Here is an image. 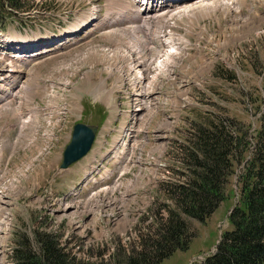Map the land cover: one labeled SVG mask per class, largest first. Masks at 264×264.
<instances>
[{"label": "rangeland", "instance_id": "rangeland-1", "mask_svg": "<svg viewBox=\"0 0 264 264\" xmlns=\"http://www.w3.org/2000/svg\"><path fill=\"white\" fill-rule=\"evenodd\" d=\"M108 2L112 0H22L17 15H0V74L11 62L3 55L16 54L8 49L11 41L24 42L29 56H35L16 64L31 69V82L39 86L30 93L35 94L31 103L22 107L16 103L20 93L7 96L10 110L0 115V264H12L19 234L33 237L35 231L55 235L77 260L108 261L153 224L161 205H171L159 185L171 179L166 169L174 165V145L184 140L194 121L216 113L258 126L255 115L264 95V0H241L239 13L217 8L192 22L165 18L188 44L171 56L168 72L157 75L156 100L142 111L144 132L136 148L114 151L129 110L132 114L137 90L132 83L138 78L126 60L114 65L102 57V50L114 48L106 32L120 11ZM126 14L129 20L117 22V29L140 25L141 16ZM162 20L155 25L163 26L167 21ZM34 107L42 113L37 115ZM19 115L34 118L21 135ZM50 120L56 126H46ZM77 123L97 125L98 133L90 152L60 172ZM236 174L226 188L229 198L205 223L181 215L195 237L186 251L160 264H198L214 252L221 234L231 229L227 217L238 200Z\"/></svg>", "mask_w": 264, "mask_h": 264}, {"label": "trees", "instance_id": "trees-1", "mask_svg": "<svg viewBox=\"0 0 264 264\" xmlns=\"http://www.w3.org/2000/svg\"><path fill=\"white\" fill-rule=\"evenodd\" d=\"M21 1L0 0V15L3 11L17 15ZM255 116L256 128L216 113L194 121L184 140L174 145L172 180L159 185L171 205H161L153 224L108 261L77 260L55 235L35 231L33 237L19 234L14 239L12 264H160L175 252L186 251L195 237L181 215L205 223L229 198L226 188L236 173L238 200L227 217L231 229L198 264H264V95Z\"/></svg>", "mask_w": 264, "mask_h": 264}, {"label": "bare ground", "instance_id": "bare-ground-1", "mask_svg": "<svg viewBox=\"0 0 264 264\" xmlns=\"http://www.w3.org/2000/svg\"><path fill=\"white\" fill-rule=\"evenodd\" d=\"M240 1L241 0H188L189 3L187 4H183L174 7L172 9H166V10L162 9L152 16L139 18L140 25H135V24L130 25L129 23L130 25L128 26L129 28H122V29H117L116 23L124 20H129V17L127 16L126 13L131 7L129 6L130 4L125 0H112V2H108L111 6L114 7L116 6L117 8H119L120 11L119 12L117 11L118 13L112 16L114 18L112 19L113 22L112 30L106 32L107 37L108 39H110L111 43L113 41L112 45L114 46V48H111V50L110 49L102 50V57H104L106 61L112 60V63L114 65H116L118 61L121 62L122 60H126L128 63H130V68H129L130 72L136 75L138 78L135 81L133 80L134 82L132 83V87L137 88V90L133 91L134 100L130 107L132 110V114L130 113L129 110L127 114V120L124 124V128H125L124 134L117 143L118 149L131 151L136 148L135 145V143H137L136 140L138 139L139 134H142L144 132L143 118H145V115L142 114V111L146 110L149 106L153 105L154 104L153 102H155L156 100L155 80L156 78H159L157 75H162V74L164 75V73L168 72L170 63L173 60L172 58L178 56L179 52H182V50L188 44L186 39L184 37H181L177 33V30L175 28H177L178 26H175L173 23L169 22L165 18L171 20V19L186 17L192 22L193 19L197 20L198 17H204L209 15L211 10H216L217 8L222 9L225 12V14L234 13V12L239 13L241 12L242 9ZM93 12L94 11L89 12V15H91ZM151 12L152 11L150 10L149 11L146 10L145 14H149ZM163 18L167 22H164L163 26L160 27L156 26L155 24L158 25L163 24V20H162ZM88 20H91V18L90 17L87 18L82 22V24L86 23ZM173 25L175 28L173 27ZM154 27H157L159 31L153 32V34L149 33V31H151L150 29L151 28L154 29ZM164 29L165 31L167 30V33H164ZM162 37L164 38L163 40L161 39ZM15 45L19 46V48L13 47V50H15L17 54H15L12 57L10 55H9L10 57L7 55L3 57L5 59L7 58L11 59V62L9 63L8 66L9 69L3 71L1 70L2 72L0 74L1 75L0 115H2L3 113L5 114L10 110L9 107L11 102L7 101L6 98L7 96L12 97L11 99H13L17 94L20 93L21 97L17 96V98L20 101L16 103L18 105L17 107H19L20 105L22 107L23 104H28L33 99L32 96L35 94L33 95L31 94L32 95L31 96L30 93L36 92L35 88L39 87L36 86L35 84L34 87L33 83L31 82V75H32V72H30L31 69L24 70V68L19 67L21 66V64L20 65L18 64L19 66H17L16 64V62L20 63L21 60H23L24 58L27 57L31 58L34 57L35 55L29 56L28 55L29 51L23 50L27 48V47H22V45H24L23 42H18ZM125 45L127 46V48L123 49L122 47ZM142 54L145 55L146 57L142 58L141 57ZM171 56L173 57L171 58ZM140 57L142 59H140ZM3 58L1 57V59L4 61ZM120 70H122V68ZM150 74L153 75L150 76ZM143 76H146L147 78ZM6 80H9L11 82V84L8 83L9 88L7 89H5L4 87V83ZM140 85H142V87H139ZM155 108L157 109V107ZM38 109L39 108L34 107L32 110L39 112ZM14 110L17 112L15 108ZM34 113L35 112L32 111V115ZM130 116H132V119ZM31 118L32 117L30 115H28L26 119L21 115L18 116V119H23L20 122L21 124L19 127L20 135L22 133L21 129L29 126V125L25 126L26 123L34 124V121H31ZM126 136H127V140H125L124 138Z\"/></svg>", "mask_w": 264, "mask_h": 264}, {"label": "water", "instance_id": "water-1", "mask_svg": "<svg viewBox=\"0 0 264 264\" xmlns=\"http://www.w3.org/2000/svg\"><path fill=\"white\" fill-rule=\"evenodd\" d=\"M98 127L77 123L74 125L70 143L63 152L59 171L67 170L71 165L78 162L90 151L94 142Z\"/></svg>", "mask_w": 264, "mask_h": 264}]
</instances>
